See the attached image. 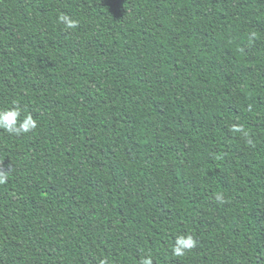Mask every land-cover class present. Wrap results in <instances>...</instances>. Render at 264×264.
<instances>
[{"label":"trees","instance_id":"trees-1","mask_svg":"<svg viewBox=\"0 0 264 264\" xmlns=\"http://www.w3.org/2000/svg\"><path fill=\"white\" fill-rule=\"evenodd\" d=\"M13 105L0 264H264V0H0Z\"/></svg>","mask_w":264,"mask_h":264},{"label":"clouds","instance_id":"clouds-1","mask_svg":"<svg viewBox=\"0 0 264 264\" xmlns=\"http://www.w3.org/2000/svg\"><path fill=\"white\" fill-rule=\"evenodd\" d=\"M60 23L64 24L69 29H74L78 25V21L70 16L63 14L59 16ZM23 109L20 105H13L10 108L0 109V130H4L10 135L20 136L27 134L37 128V120L31 113L22 116ZM234 130L242 132L245 136L248 135L242 127H236ZM251 143V141H249ZM8 176L5 171L0 170V184L6 183ZM222 194L217 193L216 199L221 200ZM197 246V240L192 234L178 235L175 238L172 246V253L181 257L185 253ZM101 264H107V261H101ZM140 264H153L152 258L146 256L141 259Z\"/></svg>","mask_w":264,"mask_h":264}]
</instances>
